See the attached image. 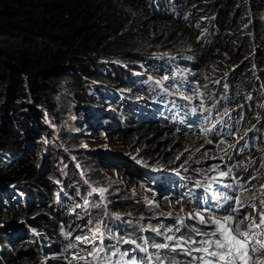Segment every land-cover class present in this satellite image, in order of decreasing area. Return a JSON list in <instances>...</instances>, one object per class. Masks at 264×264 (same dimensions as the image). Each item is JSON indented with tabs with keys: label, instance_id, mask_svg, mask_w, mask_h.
Returning a JSON list of instances; mask_svg holds the SVG:
<instances>
[{
	"label": "trees",
	"instance_id": "obj_1",
	"mask_svg": "<svg viewBox=\"0 0 264 264\" xmlns=\"http://www.w3.org/2000/svg\"><path fill=\"white\" fill-rule=\"evenodd\" d=\"M167 1L172 6L161 9L160 0H153L152 3L147 0H0V208L10 205L6 195L11 194L12 198L18 190L23 196L31 195L34 198L37 196L39 200L35 207H30L31 211H25L24 214L12 215L10 212L3 218L0 215V264L34 263L37 260V252L43 251L45 248L43 244H48L47 242L55 235L60 244L67 243L62 240L60 232L52 229L57 227L56 221L63 209L55 212L43 201L47 200L46 197L54 198L55 190L61 189L53 185L55 173L38 166L39 162L41 163L37 156L38 149L32 152L34 147L39 148L38 142L45 138L44 135H48L40 132L42 124L30 131L28 120L31 119L30 113H37V119L43 120L42 112L37 111L36 106L51 110L56 124L64 127L62 113L64 108L70 106V102L72 104V95L74 93L81 95L79 90L94 88L91 86L96 82L98 89L94 88V100L99 102L98 98H101L105 103L104 100L107 102L116 96L119 98L120 109L126 113L124 118L116 116V122L111 121L112 119L110 123L108 120L102 123L99 121L97 123L99 127L114 128L123 138L137 137V141L150 142L151 146L166 143L164 139H154L162 132L172 135L177 134L176 129H181L198 130L202 133V125L199 122L201 109L195 108L191 103L179 107V104L172 100L168 106V110L171 108L170 114L161 117L144 114L143 107L152 103L163 90L160 85L148 83L146 80L148 76L140 77L139 75L149 72L136 64L153 58L152 61L168 65L165 56L151 54V51L173 54L195 47L194 55L197 62L190 61L189 64L191 66L197 64L205 71L204 75H208L210 71L218 73L222 68L219 61L224 59L228 63L226 69L231 78L222 77L218 79V83L220 80L224 81V91H229V98L222 97L219 104L231 101L232 89L228 85L238 81L241 87L253 95L251 97L253 103L251 102L248 107L253 113L264 115V0H204L203 3L209 5L210 9L203 15L207 20L209 15L212 18L211 26H207L211 36L220 35V31L229 28L230 25L244 27L245 32L239 43L242 54L239 55L237 51L229 59L223 58L220 52L201 45L200 40H194V31L190 27L193 18L189 17L196 12L195 4L201 3L199 0ZM180 3L184 4L183 7L190 6L191 11L188 8L177 14V10L181 9ZM183 14L186 15L184 18ZM157 67L163 70L162 72L170 74L171 81L175 86L182 87V90H190V87H187L190 85L189 79H195L197 82L204 79L203 74L193 76L186 73L183 74V78L172 68L159 65ZM138 73L140 74L137 75ZM110 87L115 89L109 97L107 88ZM193 91L195 92L194 88ZM201 102L199 103L203 111H210L213 114L205 113L214 115L220 121L223 120L230 129L236 127L234 111L223 115L225 110L221 105L210 107L211 104ZM254 103L258 104L255 108ZM104 112L98 110L99 116L103 119L106 117ZM250 115L252 118L253 114ZM259 128V131H255L256 137L249 139L248 144L259 138L264 150V118ZM233 131L235 130H230L231 139ZM207 133L216 136L213 131ZM79 135L77 132L70 133L65 136L64 141L71 149H77ZM46 144L47 147L51 145L49 140ZM151 150L154 151L152 148L148 150L147 147H143L138 151L142 154ZM139 155L136 156L142 158L143 162H138L137 165L151 166L163 172L160 176L154 177V181L160 184L162 182L160 186H166L163 185L166 179L171 183L175 182L170 173H177L179 167L177 163L167 158V153L155 154L153 158ZM76 158L84 170L89 163L95 165L97 162V158L85 157L82 153L77 154ZM194 173L195 177L199 175ZM87 175L93 176L89 177L92 183H100L103 180L96 170ZM236 175L242 176L241 173ZM244 179H249V176L246 175ZM258 182V189L253 194L244 192V198L249 199L253 206L251 211L254 206H260L264 201L262 187L264 176ZM65 190L67 189L64 188L61 192L65 200L68 199L70 191L71 195H74V189L66 192ZM88 194L90 192L84 195ZM108 206L119 217H115V221L107 225H103L106 218L110 217L106 214L104 216L100 214L96 220L103 225V237H94L93 257L97 264H122L124 259L120 253L127 246L135 245L134 241H137L140 253L145 248L146 253L152 256L161 252L159 255L169 259L170 264H189L186 259L193 258L191 255L185 256L187 253H181V258H177V249L156 247L168 243L153 229L130 226L125 229L126 232H132L128 237L130 241L119 242L118 235L126 232L120 227L117 229L115 227L122 223L128 224L132 218L137 220L141 217L143 219L140 221L147 220L150 208L141 200L132 197L114 199ZM70 208L67 206L69 214H72ZM159 219L166 220L169 225L176 224L173 218H157ZM5 222L20 227L23 232L26 228L25 235H29L31 239L23 251L15 253L7 247L8 240L4 238Z\"/></svg>",
	"mask_w": 264,
	"mask_h": 264
},
{
	"label": "rangeland",
	"instance_id": "obj_2",
	"mask_svg": "<svg viewBox=\"0 0 264 264\" xmlns=\"http://www.w3.org/2000/svg\"><path fill=\"white\" fill-rule=\"evenodd\" d=\"M147 1L152 3L153 0ZM160 1H162L161 9L166 6H172L167 0ZM199 1L201 3L195 4V14L192 13L193 16L189 17V19L193 18L192 26L190 27L194 31V40H200L201 45L220 52L225 59L233 57L237 51L241 55L239 43L245 32L244 27L241 25H230L229 28H223L220 31V35L211 36L207 26H211L210 20L212 18L208 14L209 20H207L203 15L204 12H209V5H205L203 3L204 0ZM180 4L181 9L177 10V14L186 11L188 8L191 11L190 6L185 5L183 7L184 4ZM154 15L152 14V16ZM184 16L186 15L183 14V18ZM228 16L229 14L227 18ZM195 51V47H189L187 51L173 54L152 50L151 54L165 56L169 64L157 63L155 60L152 61L153 58L136 63L146 72H149L143 73L144 75H139L140 73L137 75L140 77L148 76L146 79L148 83L160 85L163 90L158 93L152 103L146 104L143 107V111L145 110L144 114L147 113L148 116L152 117H155V114L161 117L170 113L167 107L172 100L176 101L181 107L187 103L200 106L201 101L211 104L210 107H220L221 105L225 110L223 115L233 111L237 114H235L237 120L235 121L236 127L231 128L235 130L233 131L232 139L213 136L210 133L208 136H205L198 130L183 131L181 129H176L177 134L171 135L162 132L161 135L155 136L154 139H164L166 143L154 144L153 146L150 145V142L137 141V137L123 138L114 128L99 127L97 124L99 121L102 123L106 120L110 123L111 119V121L114 120L116 122V116L120 115V118H124L126 117V113L125 110L120 109L119 98L116 96H113V99L107 102L103 99L105 103L101 101V98H98L99 102L94 100L93 93L94 88H97L96 82H93L91 86L94 88L79 90L81 91V95H77L76 93L72 95V104L70 102V106L64 108L62 113L64 127L56 124L57 122L53 118L52 111L46 110V107L39 105L35 107L37 111L42 112L41 116L43 120L37 119V113H30L31 119H28L30 120V131L39 128L40 124H42L40 132L48 134L44 135V139L38 140L40 142H38L39 148L34 147L32 152L38 149L37 156L40 158L39 161L41 160L38 166L40 168L43 166V169L47 168V170L54 172L56 178L53 185L61 189V191L59 189L55 190L54 198L50 199L46 197L47 200L43 201L47 207L52 208L55 212L63 209L56 221L57 227H53L52 229L60 232L63 236L62 240L67 242L62 245L56 239V235L54 238L51 237V241L47 242L48 244H43L45 246L43 251L37 252V260L32 264H70L75 261L82 263V260H79V258L93 263L94 260L90 255L94 252V239L103 237V225L112 224L115 221V217H119L108 205L114 199L122 197H132L141 200L150 208V212L147 215V220L140 221L143 219L141 217L137 220L136 218H132V220L127 222L129 225L122 223L115 227V229L120 227L124 232L130 226L153 229L155 232L157 231L160 237L165 239L166 243H168V249H177V258H181V253H187L185 252L187 250L191 251L192 248H200V246H194V244L201 245L204 240L211 242L218 238V236L212 235L218 227L212 224V219L215 218L223 221L224 217L228 215L196 208L190 202H187V200L177 197L175 195L176 188L172 185L160 186L162 182L160 184L154 181L155 178L153 177L155 175L153 172L156 169L151 166L140 167L137 165L138 162H143L142 158L137 157L140 153L138 150L143 147H147L148 150L152 148L154 151H146L142 154L140 153L139 156L153 158L155 154L167 153V158L173 163H177L179 167L177 174L188 179L195 177L194 172L199 173L200 176H207L209 178H212L210 177L212 175H215V178H222L227 172L241 173L240 182H244L246 175L249 176V179H247V182L243 186L244 192L253 194L257 191L258 181L264 176V150L259 138L257 141L254 140L249 144L248 141L256 137L255 131H259L264 115L253 113L252 109L248 107L252 102L251 97L253 95L241 87L238 81H233L232 85H228L232 89L231 101L219 104L222 97L229 98V91H224V81L220 80L218 83V79L222 77L230 76L231 78L228 69H226L228 63L223 59L219 61L222 66L219 72L214 74L210 71L208 74L215 76L204 75L205 71L197 64L195 66L189 64L190 61L197 62V58L194 55ZM236 56L238 57V55ZM157 65L172 68L175 73L183 78V74L190 73L193 76L203 74L204 79L202 82H197L191 78L188 82L190 85L187 86L190 87V90H182V87L174 85L169 78L170 74L162 72L163 70L159 69ZM101 81L103 80H99V82ZM107 89L110 94L107 95L110 97L114 93L115 88L110 87ZM162 102L166 103L163 107ZM256 106L258 104L254 103L253 108ZM98 110L105 111L104 115L107 118L103 119V117H100ZM148 110L154 114L148 112ZM245 111L246 114H244ZM250 114H253L252 118ZM105 128H108V130H104ZM75 132L80 134L79 145L76 147L77 149H71L64 141V138L66 135ZM47 140L51 144L48 147L46 144ZM241 147L242 149H239ZM22 151L24 154V150ZM80 153L84 154L85 157L97 158L96 164L89 163L87 169L84 170L76 158V155ZM135 157L137 159H134ZM95 170L103 178L100 183L89 181V177L92 178L93 176L87 174H91ZM221 173H224V175H221ZM180 184L185 186L182 181ZM65 185L66 187H64ZM64 188L69 191L71 188L74 189V195H71V191L69 192V200H65L64 195L61 196ZM86 192H90V194L84 195ZM184 194L190 195L187 188H185ZM6 196L10 205H4V207L0 208L2 218L10 212H12V215H20L24 214L25 211H31L30 207H35L39 202L37 196L35 198L31 195L23 196L20 190L12 198L11 194H7ZM242 203L248 206L250 205V200L242 197ZM67 206L71 207L72 214H69ZM47 211L49 212L48 209ZM100 214H103L102 216L105 214L106 216H110L106 218L105 224L102 226L101 223L96 222ZM253 214L252 211L251 213L244 214L241 218H236L237 221H240L241 232L249 230L248 225ZM160 217L173 218L176 220V224L172 223L169 225L166 220H157ZM201 217H203V220H201ZM61 222L63 223L59 225ZM233 224L234 222H230V226ZM3 225L6 229V236L4 238L8 240L7 247L15 253L23 251L28 240L31 239L29 235H25L26 228H24L23 232L20 227H16L8 222H5ZM130 235H132L131 231L121 233L118 235L120 238L119 242L124 240L123 243H127L130 241L128 238ZM168 237H172V239L169 240ZM240 239L246 238L240 237ZM250 241H254V239L250 237ZM133 243L135 245L127 246L120 253V256L124 259L123 264H133V261L135 264L144 263V257L139 253L140 248L137 247V241ZM76 245H80L81 247ZM204 248L211 249V251L216 250L214 244L209 247L208 243H204L202 249ZM68 250L71 252H68ZM159 253L161 252H157L156 256L162 260ZM249 256L252 259L248 261V264H260V261L264 260V254L258 251L251 252Z\"/></svg>",
	"mask_w": 264,
	"mask_h": 264
},
{
	"label": "snow or ice",
	"instance_id": "obj_3",
	"mask_svg": "<svg viewBox=\"0 0 264 264\" xmlns=\"http://www.w3.org/2000/svg\"><path fill=\"white\" fill-rule=\"evenodd\" d=\"M221 175H224V173H221ZM233 211L238 212V209H233ZM201 220H203V217H201ZM230 222H234V224L230 226ZM212 224L218 226L216 232L212 233L213 236H218V238L211 242L205 241V243H208L209 247L214 244L216 250L208 252V248H204L203 251L208 252V255L215 258V260L207 261L206 264H238V261L242 264H248V261L252 259L249 256V250L264 254V244H260L257 248L252 247L250 243L251 229L259 227V225H256L255 219L249 226L250 230L244 232L240 231V221H237L233 215L224 217L223 221L213 218ZM260 224L264 225V214H261ZM240 237L246 239H240ZM168 239L171 240L172 237H168ZM156 247L165 248L167 245H156ZM143 251L146 252L147 249L145 248ZM133 264H135L134 261ZM260 264H264V260H261Z\"/></svg>",
	"mask_w": 264,
	"mask_h": 264
},
{
	"label": "clouds",
	"instance_id": "obj_4",
	"mask_svg": "<svg viewBox=\"0 0 264 264\" xmlns=\"http://www.w3.org/2000/svg\"><path fill=\"white\" fill-rule=\"evenodd\" d=\"M212 112H214V111H212ZM218 120V118L217 117H215V119L211 122L212 124H214L215 125V123H216V121ZM231 130V129H230ZM210 132H212V131H210ZM202 133H203V131H202ZM229 133H230V131H229ZM208 134L209 133H206L205 135L206 136H208ZM231 139V138H230ZM235 173V172H234ZM236 174V173H235ZM200 176V174L198 175V176H196V177H199ZM237 176V175H236ZM195 177V178H196ZM200 177H202V176H200ZM199 177V178H200ZM239 177V180H240V178H241V176L239 175L238 176ZM191 180H193V178H191ZM245 182H247V180H244V182H243V184L245 183ZM242 197H244V191H243V194H242V196H241V198H240V210H242V209H245V210H250V212H252L251 211V204L250 205H248V206H245L244 205V203H242ZM187 200V199H186ZM187 202H190L191 203V201L190 200H187ZM262 203V202H261ZM191 205L192 206H194V207H196V208H200V209H204V210H206V208H204V207H201V206H199V203H197V202H192L191 203ZM244 214H246V213H244ZM244 216V215H243ZM77 246V245H76ZM68 252H71L70 250H68ZM93 253H91V255H92ZM90 255V256H91ZM92 259L94 258L93 256L91 257ZM79 260H82V263H78V261L76 262H74V263H70V264H85L86 263V261H85V259H83V258H79ZM84 260V261H83ZM94 262L97 264V261H95L94 260Z\"/></svg>",
	"mask_w": 264,
	"mask_h": 264
},
{
	"label": "bare ground",
	"instance_id": "obj_5",
	"mask_svg": "<svg viewBox=\"0 0 264 264\" xmlns=\"http://www.w3.org/2000/svg\"><path fill=\"white\" fill-rule=\"evenodd\" d=\"M160 176V175H159ZM68 243H70V242H68Z\"/></svg>",
	"mask_w": 264,
	"mask_h": 264
}]
</instances>
